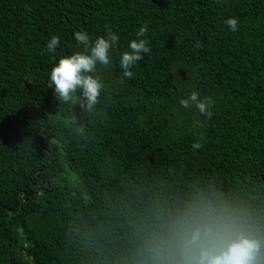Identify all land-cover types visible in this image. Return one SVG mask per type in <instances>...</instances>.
Returning a JSON list of instances; mask_svg holds the SVG:
<instances>
[{
	"label": "trees",
	"instance_id": "trees-1",
	"mask_svg": "<svg viewBox=\"0 0 264 264\" xmlns=\"http://www.w3.org/2000/svg\"><path fill=\"white\" fill-rule=\"evenodd\" d=\"M109 29L99 103L58 101L74 34ZM193 91L211 118L182 107ZM189 214L264 239V0H0V264H166Z\"/></svg>",
	"mask_w": 264,
	"mask_h": 264
},
{
	"label": "clouds",
	"instance_id": "clouds-1",
	"mask_svg": "<svg viewBox=\"0 0 264 264\" xmlns=\"http://www.w3.org/2000/svg\"><path fill=\"white\" fill-rule=\"evenodd\" d=\"M225 23L233 32L239 30L237 19L229 18ZM74 35L83 51L59 59L51 70L49 88L54 90L58 101L65 104L78 93L80 107L92 112L104 87L101 77L96 74L97 65L108 66L111 63L109 52L119 41V36L111 29L107 38L99 37L94 42L84 31ZM59 42V37L53 36L46 45L48 52H55ZM129 48L120 59V67L123 76L130 79L134 76L131 69L143 59L141 53L148 54L151 49L144 39L131 41ZM180 103L184 108L195 106L209 118L213 114L210 109L214 102L210 98L200 99L198 92L193 91ZM192 147L200 148L201 145L195 143ZM172 244L173 258L166 264H264V239L258 238L251 228L224 217L189 214L179 221Z\"/></svg>",
	"mask_w": 264,
	"mask_h": 264
}]
</instances>
